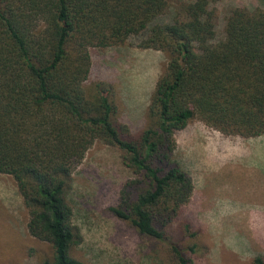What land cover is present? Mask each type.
<instances>
[{
  "label": "trees",
  "instance_id": "16d2710c",
  "mask_svg": "<svg viewBox=\"0 0 264 264\" xmlns=\"http://www.w3.org/2000/svg\"><path fill=\"white\" fill-rule=\"evenodd\" d=\"M217 2H183L164 23L171 0H0V174L16 183L29 235L49 247L39 264H83L68 195L95 142L133 175L110 214L161 244L169 264H194L196 233L180 219L193 185L173 160L175 134L198 120L264 135V8H232L217 38ZM130 39L167 56L137 133L118 120L113 86L89 80L90 50Z\"/></svg>",
  "mask_w": 264,
  "mask_h": 264
},
{
  "label": "rangeland",
  "instance_id": "374dc122",
  "mask_svg": "<svg viewBox=\"0 0 264 264\" xmlns=\"http://www.w3.org/2000/svg\"><path fill=\"white\" fill-rule=\"evenodd\" d=\"M171 1V10L158 21L170 22L179 5L189 0ZM234 7L264 8V0H218L217 38L222 36L224 17ZM89 53V80L113 86L118 120L131 132H139L166 54L141 49L132 39L120 47L93 48ZM190 129L232 140L234 146L223 149L211 142L194 147L191 140L187 145ZM216 132L194 120L175 134L174 162L186 173L190 166L201 174L192 204L181 210L180 219L189 224V232L196 233L187 238V244L197 245L196 252L187 256L194 264H252L254 257L264 253V135L246 139ZM132 178L120 153L100 142L87 150L73 170L68 200L82 236L73 256L83 264H169L161 244L139 236L108 210ZM27 222L15 181L0 174V264H39L48 253L46 243L29 235Z\"/></svg>",
  "mask_w": 264,
  "mask_h": 264
},
{
  "label": "crops",
  "instance_id": "0c3cea01",
  "mask_svg": "<svg viewBox=\"0 0 264 264\" xmlns=\"http://www.w3.org/2000/svg\"><path fill=\"white\" fill-rule=\"evenodd\" d=\"M192 122L188 123L187 126L190 125ZM200 131L201 130H195V129H190L189 131L187 130V145H188V143L191 140L194 143V147H202V148H204L206 146V144L211 143V142H216L223 149H227L225 146H229V145L231 147L234 146L232 140H223V139L218 138V136H216L214 134H211V133L207 134L205 132H200ZM216 133L218 134V132H216ZM246 139H248V138H246ZM189 151H190V147H189ZM192 170L193 169L190 166H187V175L191 179V182H192V185H193L192 194H191L190 200H189L187 205H190L193 202L192 196H193V193H194V189H195L196 185H198L199 178L201 176V174H196L195 170H193L194 172Z\"/></svg>",
  "mask_w": 264,
  "mask_h": 264
}]
</instances>
